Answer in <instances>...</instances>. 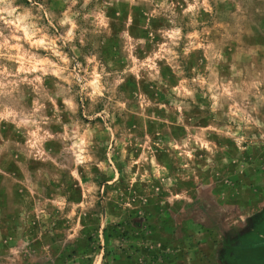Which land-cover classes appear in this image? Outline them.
Here are the masks:
<instances>
[{
	"label": "rangeland",
	"instance_id": "374dc122",
	"mask_svg": "<svg viewBox=\"0 0 264 264\" xmlns=\"http://www.w3.org/2000/svg\"><path fill=\"white\" fill-rule=\"evenodd\" d=\"M264 228V0H0V264H227Z\"/></svg>",
	"mask_w": 264,
	"mask_h": 264
},
{
	"label": "crops",
	"instance_id": "0c3cea01",
	"mask_svg": "<svg viewBox=\"0 0 264 264\" xmlns=\"http://www.w3.org/2000/svg\"><path fill=\"white\" fill-rule=\"evenodd\" d=\"M251 237L256 236V239H251L247 244H234L231 249L224 248L223 260L227 264H264V228L256 227ZM246 235H243L245 237ZM259 239V240H258ZM245 243V241L243 242Z\"/></svg>",
	"mask_w": 264,
	"mask_h": 264
},
{
	"label": "flooded vegetation",
	"instance_id": "af4514ba",
	"mask_svg": "<svg viewBox=\"0 0 264 264\" xmlns=\"http://www.w3.org/2000/svg\"><path fill=\"white\" fill-rule=\"evenodd\" d=\"M253 233H251V235H252ZM256 239L257 237L256 236H253V237H251L250 235H248L247 237H242L239 241H237L238 243L236 244V245H239V244H241L242 243V245L243 244H247V243H249V242H247L246 243V241L248 240V241H250L251 239ZM259 240V239H258ZM245 241V243H243ZM252 241V240H251ZM250 241V242H251ZM260 241H264V239H260Z\"/></svg>",
	"mask_w": 264,
	"mask_h": 264
}]
</instances>
